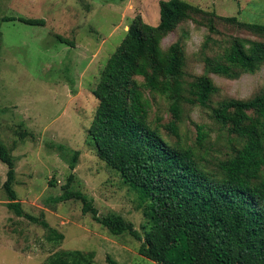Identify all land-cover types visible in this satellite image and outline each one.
<instances>
[{"label":"rangeland","instance_id":"374dc122","mask_svg":"<svg viewBox=\"0 0 264 264\" xmlns=\"http://www.w3.org/2000/svg\"><path fill=\"white\" fill-rule=\"evenodd\" d=\"M161 1L168 0H0V19H42L46 23L31 26L18 20L0 21V141L16 160L14 189L24 213L43 215L50 227L65 236L61 243H52L46 229L8 208L4 188L8 167L0 161V264H44L56 252L69 250L93 255V264H156L140 255L142 242L127 234L112 235L83 213L80 201L57 203L56 199L73 174L72 190L92 199L101 215L118 214L132 222L144 237L146 209L139 194L99 159L89 128L98 108L93 92L108 60L138 16L158 26ZM185 1L221 17L264 25V0ZM219 30L214 36L218 42L232 37L264 40L247 29L222 25ZM185 32H189L184 40L185 79L193 81L205 73L201 50L208 30L189 21L169 34L162 48L167 50ZM210 77L219 89L214 105L228 98L248 100L264 87V66L234 80L216 74ZM150 101L155 126L174 121L166 99L150 96ZM211 115L209 109L184 105L177 124L179 137L161 131L172 143L194 148L201 164L215 171L220 161L234 154L236 144ZM200 129L206 134L202 143ZM74 152L80 154L73 171L69 160Z\"/></svg>","mask_w":264,"mask_h":264},{"label":"trees","instance_id":"16d2710c","mask_svg":"<svg viewBox=\"0 0 264 264\" xmlns=\"http://www.w3.org/2000/svg\"><path fill=\"white\" fill-rule=\"evenodd\" d=\"M17 20L31 26L46 24L42 19H0ZM189 21L209 32L201 50L205 73L193 81L185 79L184 40L189 32L167 50L162 48L163 40ZM222 25L264 37L262 24L221 17L185 0L161 1L158 26L140 16L132 22L93 92L98 108L89 128L90 142L99 159L139 194L146 209L144 237L132 222L118 214L101 215L92 199L72 190L73 174L56 199L80 201L83 213L112 235L127 234L142 242L140 255L156 264H264V87L248 100L228 98L214 105L219 89L210 77L234 80L258 72L264 66V40L232 37L218 42L214 36ZM2 44L0 33V60ZM214 45L219 49H211ZM209 50L214 51L212 56ZM150 96L169 102L173 122L154 125ZM184 105L211 110L215 122L234 138V154L220 161L215 171L201 164L194 148L172 143L161 131L179 137ZM205 138L200 129L199 142ZM79 154L74 152L69 160L73 171ZM0 161L8 167L4 184L8 208L46 229L50 242L61 243L64 234L50 227L43 215L24 213L14 189L16 160L1 141ZM44 264H93V255L59 251Z\"/></svg>","mask_w":264,"mask_h":264}]
</instances>
